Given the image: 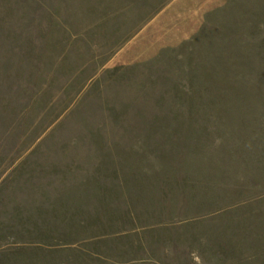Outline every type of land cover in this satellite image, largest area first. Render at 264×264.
<instances>
[{
    "label": "rangeland",
    "instance_id": "374dc122",
    "mask_svg": "<svg viewBox=\"0 0 264 264\" xmlns=\"http://www.w3.org/2000/svg\"><path fill=\"white\" fill-rule=\"evenodd\" d=\"M207 1L0 0V196L117 185L89 262L264 264V0Z\"/></svg>",
    "mask_w": 264,
    "mask_h": 264
},
{
    "label": "crops",
    "instance_id": "0c3cea01",
    "mask_svg": "<svg viewBox=\"0 0 264 264\" xmlns=\"http://www.w3.org/2000/svg\"><path fill=\"white\" fill-rule=\"evenodd\" d=\"M254 1L256 5L254 8L256 12L255 10L254 12L258 16L259 0ZM249 3V0H208L207 14L210 15L215 10L214 12L219 17L226 16L231 10L241 11L247 8ZM95 170L99 169L96 167ZM94 173L93 177H103V174L98 171ZM58 185L26 182L24 179L23 184L10 187L5 195L0 196L1 202L10 203L9 211L17 213L8 221L18 226V229L15 237L8 235L7 240L17 237L21 241V243L16 242L15 248L0 247V264H98L89 262L93 259V253L88 252L86 248L99 246L107 238L119 237L123 233H128L125 231L109 236L96 234V231L104 224L101 209L105 204L111 205L110 202L118 197V194H113L117 192V185H105L94 178L91 183H70L57 188ZM51 207H56V210ZM52 210L56 214H52ZM49 215L57 216L55 219L62 224L57 231L59 233L57 239L54 235L55 228L50 226L55 224L54 219L48 218ZM6 222L4 223L7 224ZM1 229L3 228H0V231ZM48 231L52 234L51 242H46L49 238H41V235L47 236ZM1 232L0 235L6 236L5 230ZM24 233L29 236L27 237L30 241L27 243L29 245H25L21 238ZM99 264H104V262ZM107 264L124 263L110 262Z\"/></svg>",
    "mask_w": 264,
    "mask_h": 264
}]
</instances>
